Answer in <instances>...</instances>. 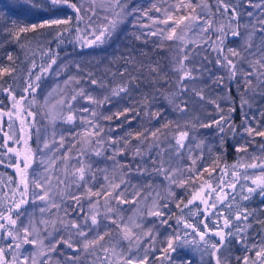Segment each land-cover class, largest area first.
Here are the masks:
<instances>
[{
    "label": "snow or ice",
    "instance_id": "snow-or-ice-1",
    "mask_svg": "<svg viewBox=\"0 0 264 264\" xmlns=\"http://www.w3.org/2000/svg\"><path fill=\"white\" fill-rule=\"evenodd\" d=\"M86 2L88 7H85V0H8L4 5L7 12L0 11V20L3 21V24H0V31H5L12 42L18 44L21 38L28 34L44 37L52 36L54 32L55 35L48 43L55 42L57 47L66 39L69 43L78 42L81 47L103 45L127 16L139 17L150 22L137 25L140 34L134 36V39L142 40L145 44L153 37L156 38L153 43L185 42L188 31H199L200 46L215 53L213 60L209 61L207 56L203 57V60L214 64L215 71L208 68H188L184 62L188 59L187 53L180 50L183 59H177L178 66L173 70L177 76V86L169 102L173 112L181 118L188 116L192 110L193 97L197 98L200 108L209 106L214 111L204 112L209 123L201 122L200 116L183 123L180 119L167 120L157 128L145 127L135 133L129 132L124 137L117 139L109 137L105 140L104 137L108 133L97 123L102 114L96 109L105 105L111 106L113 102L119 103L124 97L131 98V90L138 82L135 76L127 72V68L135 67L134 58L130 56L125 61L124 70L111 74L113 78L117 75L122 78V82L114 86V80H98L92 78L91 73L85 74L84 83L107 94L101 98L92 95L86 88H80L70 99H61L53 106L61 108L66 106L69 113L66 122L75 123L79 120V126L84 128V131L67 138L77 142L74 144H66V137L63 135L59 141L53 139L51 144L44 142L43 150L53 155L47 160L39 161V164L44 165L43 175L32 173L31 179L29 178L28 170L34 162V153L28 147V140L24 136L14 140L15 134L5 133L7 140L4 147L8 141H14L17 145L23 142V151L7 147V152L16 157L15 163L10 166L15 168L19 179L17 181L9 177V184L14 187H8V191L0 197V241H4V244L0 245V264H60L59 261H54L53 257L62 255L61 247L66 253L63 254V264H85L86 257H94L99 264H154V262L174 264L173 253L182 251L184 245H193L201 251V264L204 255L213 258L215 264H222L218 253L234 239L242 246L244 252L253 254L244 255L242 264H264V235L248 234L251 227L248 220L254 213L233 203L237 194L244 201L249 200L254 194L264 198V158L253 156L248 150L251 144L256 151L264 154V143H256L257 137L264 141V107L258 104L254 110L256 115L250 114L253 111L250 102L252 98L260 96L261 100H264V0H214L211 5L207 0H176L173 3H169V0L158 2L149 0L151 7L147 10L143 7L130 9L127 0ZM44 4L54 11L49 13L43 7ZM21 7H24V15L36 22L20 23L19 20H12L11 16L17 15V10ZM60 11L65 13L63 18L57 16ZM101 12L105 13L102 17L98 15ZM214 17L226 18L227 24L216 27ZM244 19L247 20V24L244 27L246 37L243 51L226 48L225 39L229 34L234 38L241 36L240 26ZM81 24L84 25L83 29L80 27ZM73 32L76 36L70 39ZM213 35L216 36L215 40L211 38ZM257 36L259 40L255 42L254 38ZM41 58H47L46 67L44 63L37 65L34 60L32 61L28 69L26 86L19 98L15 95L12 84L4 87V77L13 76L15 69L0 67V92L7 93L12 102V107L7 112L0 108V121L7 117L9 127L17 119L24 125L28 123L29 118H34L35 114L31 107L36 102L35 96L42 75L51 72L59 75L64 70L57 63L58 54L51 48L41 50ZM8 60L10 62L13 60L11 54L8 55ZM75 66L80 69L79 64ZM149 71L159 76L162 69L153 67ZM217 71L223 75L217 77ZM194 72L206 76L217 88L224 89L226 86L236 85L242 113L239 125L233 119L237 107L236 101L231 99V88L228 87L226 95L220 97L231 105L224 109L217 100L206 96L203 89L197 91L189 87V84L200 79L193 75ZM125 76L127 80H123ZM70 81L78 87L81 84L79 79L70 78ZM68 83L69 81H65V84ZM164 83H168L166 77ZM29 96L32 99H29ZM78 99L87 101L88 106L81 110L74 109L73 102ZM140 104L149 121L159 124L161 120L166 119L163 111H152L155 105L149 102L147 97H144ZM246 108L248 111H245ZM129 111H135V108H124L123 111H117L103 119L111 121L113 118L119 119L123 116L127 120L126 114ZM51 118L56 119L55 116ZM197 126L215 133L216 147L225 151L229 133L233 140L239 137L232 147L240 159L234 164H225L221 167L222 157L217 156L213 158L211 166L205 167L206 153L210 155L213 148L203 141L195 143V137L190 133L196 132ZM238 129L242 131L238 132ZM0 131H3L2 126ZM20 131L23 132L24 129L21 128ZM133 140L135 144L132 143ZM240 140L243 143H240ZM193 143L195 148L192 147ZM77 144L80 146L79 149ZM105 145L108 147L105 148ZM84 146H87V150ZM109 148L114 150L111 157L115 165L114 172L131 174L134 164L135 171L142 176L150 177L154 174L168 182L169 193L165 197H161L159 193L155 197L150 193L145 195L140 190H135L133 195V202L137 198L152 200L147 215L156 218L160 225L171 231L166 240L160 241L163 247L156 246V235L152 229L136 235V230H142L140 224L133 221L132 227H129L122 217L114 218L117 213L112 202H115V208L130 203L123 198L129 194L127 189L131 187L123 175H113L111 180L104 176L105 184L98 191H93L96 187V174L92 165L86 161L93 152L96 156H102ZM43 150L38 146L36 154L45 155ZM185 152L189 156L188 160L184 161L187 167L183 169L171 167L169 161L164 159L169 153L175 154L170 159L181 158ZM197 152L198 154L193 155ZM129 153L132 155L133 164H119L116 157L123 159ZM244 157H247V161ZM0 163H3V160H0ZM149 163L151 171L145 166ZM116 179L120 182L116 183ZM173 186L190 189L188 192L190 199H187V203L182 199H176L175 193L170 191ZM71 189H75V192ZM37 201L44 205L40 208V216H55V219H29L25 223L24 206L35 205ZM172 201H175V207L180 212V215L175 216L174 225L170 223L173 215L171 208L168 207ZM85 205L88 207L85 208ZM101 208L105 209L103 213ZM193 208L196 211H192ZM234 208L237 210L234 211ZM185 210L188 212L187 217ZM60 213H63V216L59 215ZM105 219L110 220L106 227L115 226L123 233V239L129 242L137 241L136 248L133 250L130 247L127 252H116L113 246V250L110 251L104 244L105 235L110 233L96 231ZM190 220H195L196 223H191ZM58 222L59 228L56 227ZM49 224L52 225L51 230ZM213 240L216 242L210 243ZM249 240L254 242L249 244ZM25 246L30 247L32 251L29 252ZM157 252L159 255H156ZM181 259L182 264H193L191 258ZM236 259L238 262L241 261L240 257ZM208 264H212L211 259Z\"/></svg>",
    "mask_w": 264,
    "mask_h": 264
},
{
    "label": "rangeland",
    "instance_id": "rangeland-1",
    "mask_svg": "<svg viewBox=\"0 0 264 264\" xmlns=\"http://www.w3.org/2000/svg\"><path fill=\"white\" fill-rule=\"evenodd\" d=\"M152 2H158V0H152ZM173 2H176V0H169V3ZM207 2L210 5L214 3L213 0H207ZM127 4L130 9L132 7L138 9L143 7L144 10H147L151 7L149 0H127ZM85 7H88L86 0ZM212 11L214 12L215 9L213 8ZM98 15L102 17L105 15V13L101 12ZM214 19L216 20V27H219L220 24H227V20L222 17H214ZM142 24H150V22L139 17L133 18L132 16H127L123 23L118 25L111 38L108 39L103 45L97 47H88L81 52L66 51L58 55L59 59L57 63L63 67L64 70L61 71L59 75H57L56 72H51L50 74L45 75L43 82L37 88L35 96L36 102L33 103L31 107L32 112L35 115L31 128L34 135V145L32 147L30 146V148L34 153V162L31 164L28 170L30 179L32 173H35L38 176L43 175L44 165L39 164V161L47 160L53 155V153L43 150L44 142L51 144L53 139L59 141L60 136L63 135L66 137V144H74L77 142L67 138L72 137L77 132L84 131V128L79 126V120H77L75 123L66 122V117L69 114L66 106L64 108L53 106L57 105L58 101L61 99H70L71 95L74 94V92H78L80 88H86L92 95L102 98L107 93L103 92L102 90L95 89V87L91 86L90 84L84 83L85 74L91 73L92 78L98 80H114V86L115 84L121 83L122 78L119 75L113 78L111 74L124 70L125 61L129 59L130 56L131 58H134L135 67L129 66L127 68V72L132 76H135L138 82L137 86L133 87L131 90V98L129 99L128 97H124L119 101V103L113 102V105L111 106L105 105L100 109H96L98 113L102 114L97 123L105 130V132L108 133L104 137L105 140H108L109 137L112 139L124 137L129 132L135 133L143 130L145 127L157 128L167 120L180 119L183 123L185 121H192L195 116H200L201 122H210L209 119L204 115V112H213L214 109L209 106L200 108L197 98H192V110L188 116L183 118L179 117L178 114L173 112L169 99L170 96L175 93L177 86V76L173 70L178 66L176 63L177 59H183L180 50H183L185 53H187L188 59L184 62L188 68H208L212 69L213 71H215L214 64L206 63L203 60V57L207 56L208 60L211 61L214 59L215 53L211 52L210 49L205 50L202 46H200L201 33L199 31H188L185 37V42L165 41L161 44L159 41H157L156 43H153L152 41L156 39L153 37L149 39L147 44H145L142 40L134 39L135 35L140 34V30L137 25ZM246 24V19L241 21V36L239 38H234L230 34L227 36L225 39L226 48H233L237 51H243L246 37L244 27ZM233 27H235V25H233ZM211 38L215 40L216 36L213 35ZM258 40V36L254 38L255 42H258ZM76 64H79V70L75 66ZM141 66L143 67L141 68ZM53 67L56 68L55 65ZM153 67L162 69V72L159 76L153 75L149 71V69ZM141 72L142 74H140ZM193 75L200 77V79H197L195 83L189 84V87L195 88L197 91L203 89L206 96H208L210 99L217 100V102L220 103L221 107L224 109H227L231 105L227 100H221L220 97H224L226 95L227 88L230 87L231 99L236 101L237 107V111L234 113L233 119L235 115H237L241 122L242 113L239 108L240 100L236 91V85H229L224 89H221L212 85L211 82L207 80L206 76H201L200 72H194ZM221 75H223L222 72H216L217 77ZM165 77L167 78L168 83H164ZM70 78L81 80L80 86L78 87L75 83H72ZM123 80H127V76H125ZM65 81H69V83L65 84ZM253 83H255V81H253ZM241 91H243V89H241ZM189 96H191V93H189ZM144 97H147L149 102L154 103L155 107L152 108V111L159 110L165 113V120H161L159 124H157L155 121L148 120L144 111L142 110L143 106L140 104V101ZM29 99H32V97L29 96ZM250 102L253 109V111L250 113L251 115H256L254 110L258 104L264 107V100H261L260 96L253 97ZM87 106L88 102L82 99H78V101L73 102V107L76 110H81ZM130 107L135 108V111H129L126 114L127 120H125V117L123 116H121L119 119L113 118L111 121L103 119V117L113 115L117 111H123L124 108ZM245 111H248V109L246 108ZM52 116H55L56 119L53 120L51 118ZM88 119H91V117H88ZM239 131L242 130L238 129V132ZM190 135L195 137V143L203 141L205 144H208L213 148V151L210 155L206 153L207 158L204 161L205 167L211 166L213 158L217 156L222 157L220 164L221 167H223V159L225 154L224 150L218 149L216 147L217 141L214 139L215 133L209 129H202L197 126V131L190 133ZM237 140H239V137H237L236 140H233V144L236 143ZM132 143L135 144V141L133 140ZM195 143L192 145L193 148H195ZM240 143H243V141L240 140ZM256 143H264V141L257 137ZM38 146L46 153L45 155L36 154V149ZM77 147L79 149L80 146L77 144ZM84 147L85 150H87V146ZM104 147L107 148L108 146L105 145ZM92 148L94 149L95 145H93ZM248 150L253 156L264 158V154L256 151L255 148L251 146V144L249 145ZM113 151V149L109 148L108 151L102 156H96L93 152L87 159L86 162L92 165L93 172L96 174V187L93 188V191H98L100 187L105 184L104 176H108L111 180L113 175H123L124 179L127 180L131 185V187L127 189L129 194L123 198L127 201H130V203H125L120 205L119 208H115V202H112L114 211L117 213V216L114 218L119 219L122 217L123 221L128 224L129 227H132L133 221L136 224H140L142 226V230H136V235H141V232H147L149 229H152L156 235V246L158 248L163 247V245L160 244V241L166 240V238L171 234V231L166 230V226L160 225L156 218L147 215V211L151 208L152 200L146 201L137 198V200L133 202V195L135 190H140L145 195L150 193L153 197H155L156 194L159 193L161 197H165L169 193L168 182L162 177L156 176L154 174L150 177H145L136 172L131 153H129L123 159L116 157L119 164H133V171L131 174L114 172L115 165L113 164L111 158ZM196 154H198V152L193 153V155ZM174 156V153H169V156L164 157V159L168 160L171 167L173 168L183 169L187 167V164L184 163L185 160H188L189 154L187 152H185L184 157L170 159V157ZM238 159H240V156H238ZM244 160L247 161V157H244ZM138 162L139 160H137V163ZM145 166H148L149 170L151 171L150 163L146 164ZM165 166L167 167L168 165L166 164ZM182 178L183 177H178V179ZM205 179H207V177H205ZM115 182L119 183L120 181L119 179H116ZM149 185L151 186L150 188ZM71 191L75 192V189H71ZM170 191L175 193L176 199L184 200L186 197H188V192L190 189H180L173 186ZM101 204H103V201H101ZM42 207H44V205L40 204L39 201H37L35 205H25L24 208L26 211L23 217L25 223H27L29 219H55V216L41 217L40 208ZM87 207L88 205H85V208ZM168 207L171 208L173 215V219L170 221V223L174 225L175 216L180 215V212L175 207V201L169 203ZM261 208H264V205ZM104 211L105 209L101 208V213ZM250 212L254 213V215L250 216L248 220V224L251 226L248 229V234L250 236H256L257 233L264 235V229L259 228V223L262 221L261 211L255 209ZM59 215L63 216V213H60ZM130 217L132 218L131 220L129 219ZM68 219H75V217H68ZM109 224L110 220H103L97 227L96 231L100 233H110V235H105L104 241L109 244V246L106 247H108L110 251L113 250V246H115L114 250L116 252H127L130 247L133 250L136 248L137 241L133 240L129 242L128 240L123 239V233L120 232L115 226L106 227V225ZM56 227H60L59 222L57 223ZM51 229L52 225L49 224V230ZM191 238L192 237H189V239ZM145 241H141V243H144ZM253 242V240L248 241L249 244ZM25 247L28 248L29 252L32 251L30 247ZM61 253L62 255L60 256H54L53 260L59 261L60 264H63V254H66L63 247H61ZM156 255H159V252H157ZM218 255L221 257L222 264H242V257L244 255L252 256L253 254L244 252L242 250V246L239 245L234 239L227 245L226 248H223L221 252L218 253ZM201 256V251L195 246L184 245L182 251L173 253V261L174 264H182L181 258H191L193 264H201ZM236 257H240L241 261L238 262ZM210 259L212 260V264H215V260L208 255L203 256V264H208ZM86 261H88L89 264H99V262L95 261L94 257H86L85 262ZM154 264H159V262H154Z\"/></svg>",
    "mask_w": 264,
    "mask_h": 264
},
{
    "label": "trees",
    "instance_id": "trees-1",
    "mask_svg": "<svg viewBox=\"0 0 264 264\" xmlns=\"http://www.w3.org/2000/svg\"><path fill=\"white\" fill-rule=\"evenodd\" d=\"M7 2L8 0H0V11L7 12V9L4 7ZM43 7L47 9L49 13L54 11V9L49 7L47 4H44ZM64 14V11H60L57 13V16L63 18ZM11 19L19 20L20 23L36 22L35 20H30L28 16L24 15V7L18 9L17 15L11 16ZM0 24H3L2 20H0ZM80 27L83 29V24H81ZM54 35V32L52 36L44 37H37L33 34H28V36L22 37L20 43L18 44L12 42L11 37H9L5 31H0V67H9L15 69L13 76L4 77V87H8L9 84H12L15 88V95L17 96V98H19V96L23 93V89L26 86L28 69L31 67L32 61L34 60L37 65L44 63L46 67L45 61L47 58H41V50H47L48 48H51L54 53L60 55L66 51L81 52L85 48H88L81 47L78 42L69 43L68 39H66L64 43H62L59 47H57L55 42L49 44L48 41H51ZM75 36L76 33L73 32L70 39L74 38ZM9 54H11V56L13 57V60L11 62L8 60ZM44 77L45 75H42L39 85L43 82ZM11 107L12 102L9 95L5 92H0V108H2L4 112H7ZM32 121L33 118H29L28 123L21 125L20 120L17 119L11 127H9L7 117H5L3 121H0V126H2L3 128V131H0V160H3V163H0V197H2L4 193L8 191V187H14V185L9 184V177L17 181L19 179V177L15 173V168L10 166L11 164L15 163L16 157L14 156V154H10L7 152V147H12L14 149L19 148L21 151H23V142H21L20 145H17L14 143V141H8L7 146L4 147L5 141L7 140V136H5V133H7L8 135L15 134L14 140L19 139L21 136H24L28 140V147H32L34 145V135L31 129ZM234 121L237 125L239 124L240 119L237 117V115H235ZM21 128L24 129L23 132L20 131ZM226 143L227 148L226 151L224 150L225 156L223 159V164L231 165L236 163L238 160L237 153L232 147L233 139H231V133H229V139ZM187 199H190L189 195L183 200V202L187 203ZM233 203L238 204L240 208H246L249 212L255 209L260 210L262 214V221L261 223H259V228L264 229V223H262L264 222V208H261L264 205V198L256 194L253 195L249 200L244 201L237 194L236 200ZM235 210L237 209L234 208V211ZM192 211H196V209L193 208ZM187 215L188 212L187 210H185V217H187ZM189 222L196 223L195 220H190ZM241 226L243 227V225ZM214 242L216 241L213 240L210 243ZM3 244L4 241H0V245ZM104 244L105 246H109V244L106 242H104ZM85 264H89V262L86 261Z\"/></svg>",
    "mask_w": 264,
    "mask_h": 264
}]
</instances>
